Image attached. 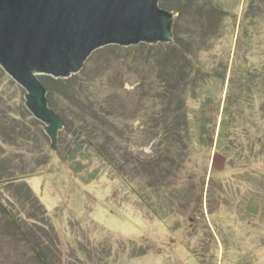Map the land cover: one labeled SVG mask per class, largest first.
Instances as JSON below:
<instances>
[{"label": "rangeland", "instance_id": "1", "mask_svg": "<svg viewBox=\"0 0 264 264\" xmlns=\"http://www.w3.org/2000/svg\"><path fill=\"white\" fill-rule=\"evenodd\" d=\"M213 3L221 17L181 25L198 50L179 132L152 98L170 64L132 56L148 43L94 50L76 73L82 104L53 87L67 120L56 149L0 66V200L48 264H264V0ZM0 264H41L1 208Z\"/></svg>", "mask_w": 264, "mask_h": 264}, {"label": "water", "instance_id": "2", "mask_svg": "<svg viewBox=\"0 0 264 264\" xmlns=\"http://www.w3.org/2000/svg\"><path fill=\"white\" fill-rule=\"evenodd\" d=\"M175 16L159 0H0V66L56 149L64 112L49 106L38 76L68 78L107 45L171 42Z\"/></svg>", "mask_w": 264, "mask_h": 264}, {"label": "trees", "instance_id": "3", "mask_svg": "<svg viewBox=\"0 0 264 264\" xmlns=\"http://www.w3.org/2000/svg\"><path fill=\"white\" fill-rule=\"evenodd\" d=\"M159 6L163 9L173 12L174 14H177L174 20V24H173V35H174L173 42L150 44V45L140 44L138 47L134 48L132 56L135 57L138 52L141 55L137 57L138 58H140V56L142 57V59L140 60L150 61V62L152 60L153 62L156 60L157 63L161 64V66H163L164 63H166L167 65L170 64V69L171 68L173 69L170 71L169 70L165 71V73H160L159 75L160 77L158 78L156 82L157 88L154 89L153 96H152V98L155 99V101L159 103L157 105L161 106V110L159 111V114L157 115V117L155 116V119H157L160 122L162 121L165 122L166 124H165L164 130L166 134H170L172 132H179L178 131L179 123L177 121L173 122L171 118H175L179 116V117H182L183 124L188 123V113L189 112L185 108V104H184L185 96L184 95H185V92H186L185 90L187 89V86L189 84H194V78H189L188 73L190 72V70L187 69V67L194 68L197 66V62L195 61L194 57L192 56L190 57V55L194 56L196 51L198 50L197 49L198 44L195 41L197 37L195 38L194 33H193L194 35L192 34L189 35V33L186 31L181 32L182 31L181 25H183L184 22L186 23L187 20L193 19V18L198 21L199 20L201 21L202 18H204L208 13H211V12L216 14V16H220V17H221V14L223 13H221V11L220 13H217V8L215 7L213 0H159ZM206 36L209 37L208 34ZM162 54H164L167 57L165 60L162 58L163 56ZM181 56L182 57L184 56L187 58L185 61L186 65L183 64V62L180 60ZM38 77L48 87V88L46 87L48 89L47 99H48V103L50 107H54L53 106L54 101L52 99L53 87L57 88L58 90L63 88V92H64L62 93L63 95L65 94L69 95L70 99H72L74 102H77V103L81 102L80 104L86 102L85 99L88 98L89 96L87 88L83 86L82 84L83 81H81V77L77 74H73L72 76L68 78L52 77L51 83L49 82L50 81L49 77H45V75H39ZM60 85H63V87H61ZM49 91L51 94L49 93ZM54 109L56 108L54 107ZM58 111L61 113L60 110ZM103 116L105 120H108L111 117V115L105 114V113H103ZM61 118L63 120L64 126L66 127V124H67L66 117L64 115H61ZM212 118L213 116L210 115L207 117V120L211 121ZM225 119L226 117L223 116L221 120V124ZM205 127L206 125H204L203 128ZM82 131H83L82 128L78 129V132H82ZM222 136L223 135H220V138H222ZM201 138L204 141L209 140L206 137H201ZM84 140H85L84 143L89 145L91 148H96L97 151H101L98 149L95 142L92 140L91 136L85 135ZM175 141H176V146H178L180 141L179 140H175ZM171 149H174V145L173 147H171ZM179 156L174 157L175 161L179 160L178 159ZM165 172L167 173L168 179L174 180L176 178L175 170L172 168V166L170 167L167 166V170ZM1 180L3 179H0V182ZM13 199L19 201L17 196H14ZM26 204L27 203L25 202L24 206L22 207V210L25 212L24 214L26 215V217L33 219V216L34 217L37 216L40 218L39 215L41 214L38 211L36 212V207H33V208L32 206L28 207L27 206L28 204L27 205ZM0 208L3 210V212L6 213L10 221L19 230L23 240L31 246L35 256L41 262V264H48L46 260L44 259L41 250L38 249L34 245L31 235L24 232L22 227L19 226L17 222V218L14 217V215L10 213L7 206L4 205L1 202V200H0Z\"/></svg>", "mask_w": 264, "mask_h": 264}]
</instances>
